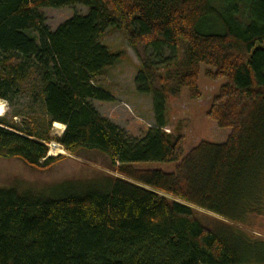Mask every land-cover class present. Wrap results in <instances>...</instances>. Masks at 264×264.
<instances>
[{
  "label": "trees",
  "instance_id": "1",
  "mask_svg": "<svg viewBox=\"0 0 264 264\" xmlns=\"http://www.w3.org/2000/svg\"><path fill=\"white\" fill-rule=\"evenodd\" d=\"M75 4L88 11L46 26L40 9ZM118 30L151 52L134 77L155 116L141 137L93 106L113 100L97 82L119 59L102 41ZM202 63L227 80L206 114L230 132L184 154V137L165 132L166 101L183 86L200 96ZM21 90L38 111L0 115V159L47 171L67 158L48 154L54 142L103 152L110 172L0 189V264H264V240L246 232L264 216V0H0V99ZM146 161L177 164L135 166Z\"/></svg>",
  "mask_w": 264,
  "mask_h": 264
},
{
  "label": "rangeland",
  "instance_id": "2",
  "mask_svg": "<svg viewBox=\"0 0 264 264\" xmlns=\"http://www.w3.org/2000/svg\"><path fill=\"white\" fill-rule=\"evenodd\" d=\"M40 10L46 26L52 30L74 14L86 13L88 8L85 5L75 4L62 9L43 8ZM102 41L110 50L120 52V56L117 63L110 66L104 75L98 78L97 82L102 88L111 92L113 100L110 102L93 101V106L100 116L123 128L128 136L141 137L148 127L154 126L155 116L151 95L141 94L137 91L134 77L142 59L150 58L151 52L149 50L146 52L142 46L133 48L119 30L107 32ZM176 49L175 58L171 59V65L168 68L172 74L180 72V65L184 61V44L179 43ZM164 52L162 59L171 56L169 51ZM206 68L208 67L205 64L200 65L198 90L201 94L198 98H192L188 87L183 86L180 87L178 95H171L166 101L167 127L165 132H179L184 137V154L188 153L201 140L220 143L230 132V128L218 127L214 120L206 114L212 103V98L218 94L220 86L227 82L225 77L218 79L207 77L205 75ZM159 71L164 73L165 69L160 67ZM0 104L3 105L0 107V115H5L7 120L18 123H23L27 116L31 117L34 111H38V107L31 102L24 90L13 96L11 101L0 99ZM15 114L17 115L13 118ZM58 131L52 126L51 136L61 135L62 133L60 131L58 133ZM58 147H60L58 144L52 142L49 145L48 154H64L67 158L47 171H35L15 158L0 159V189L13 188L15 184L43 185L47 182L69 179V177H91L98 172H110V162L103 152L81 150L79 154L72 155L57 152L59 151ZM176 164L177 162L174 161H146L135 163V166L139 169H159L169 173L175 171ZM252 222L246 232L264 240V216L253 219ZM254 264L257 263L254 262Z\"/></svg>",
  "mask_w": 264,
  "mask_h": 264
},
{
  "label": "bare ground",
  "instance_id": "3",
  "mask_svg": "<svg viewBox=\"0 0 264 264\" xmlns=\"http://www.w3.org/2000/svg\"><path fill=\"white\" fill-rule=\"evenodd\" d=\"M3 105H1L0 104V107H2ZM53 127L55 128V129H58L61 133L63 132V130H64V125L63 124H61V123H59V122H56V123H54L53 124ZM59 131H58V133H59ZM58 150L59 151H57V152H60V153H63L64 151H63V149L62 148H60V147H58Z\"/></svg>",
  "mask_w": 264,
  "mask_h": 264
},
{
  "label": "crops",
  "instance_id": "4",
  "mask_svg": "<svg viewBox=\"0 0 264 264\" xmlns=\"http://www.w3.org/2000/svg\"><path fill=\"white\" fill-rule=\"evenodd\" d=\"M227 135H228V134H227ZM227 137H228V136H227ZM227 137H226V138H227ZM226 138H225V139H226Z\"/></svg>",
  "mask_w": 264,
  "mask_h": 264
},
{
  "label": "water",
  "instance_id": "5",
  "mask_svg": "<svg viewBox=\"0 0 264 264\" xmlns=\"http://www.w3.org/2000/svg\"><path fill=\"white\" fill-rule=\"evenodd\" d=\"M50 155V154H49ZM52 156V155H51Z\"/></svg>",
  "mask_w": 264,
  "mask_h": 264
}]
</instances>
